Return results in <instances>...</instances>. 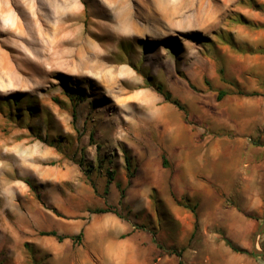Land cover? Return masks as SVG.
<instances>
[{
	"label": "rangeland",
	"instance_id": "374dc122",
	"mask_svg": "<svg viewBox=\"0 0 264 264\" xmlns=\"http://www.w3.org/2000/svg\"><path fill=\"white\" fill-rule=\"evenodd\" d=\"M198 1L192 22L162 17L177 0H0V264H193L201 217L245 228L264 0Z\"/></svg>",
	"mask_w": 264,
	"mask_h": 264
},
{
	"label": "crops",
	"instance_id": "0c3cea01",
	"mask_svg": "<svg viewBox=\"0 0 264 264\" xmlns=\"http://www.w3.org/2000/svg\"><path fill=\"white\" fill-rule=\"evenodd\" d=\"M249 152L248 159L251 157ZM258 165L264 167V160L258 161ZM256 161L248 160V165L254 167ZM245 182L247 181L248 187L245 185V214L252 215L255 217H261L264 213V196L261 190L254 191L250 190L249 183L255 182L259 183L264 181L263 176L257 173L255 176H251L245 173ZM250 181V182H249ZM217 211V206L215 205L213 209L209 210V214L212 215ZM245 215V228L238 230L237 235L230 237V241L235 242L237 247L245 250V252L233 251L225 242L224 239L219 238V236L208 227H214L217 224L212 219L200 218L198 220V225L201 227V235L199 242L193 247L195 253L193 264H264V258L261 256H253L249 251L250 237L257 225V219L254 217H248ZM202 216V215H201ZM242 223L238 222V225ZM212 232V233H211ZM234 244V243H233ZM235 245V244H234Z\"/></svg>",
	"mask_w": 264,
	"mask_h": 264
},
{
	"label": "trees",
	"instance_id": "16d2710c",
	"mask_svg": "<svg viewBox=\"0 0 264 264\" xmlns=\"http://www.w3.org/2000/svg\"><path fill=\"white\" fill-rule=\"evenodd\" d=\"M157 90L159 93H161L165 100L173 103L178 109L180 110H184L183 106L181 105V103L178 101V100H175V99H172L171 98V94L167 91H165L163 89L162 86H157ZM226 95V92L225 91H221L219 93V98H222L223 96ZM164 165H166V162L164 161L163 162ZM121 197H123V192L121 193ZM108 210H104V209H99L97 210L98 213H101V212H106ZM191 211L193 212L194 214V217H195V220H197V214H196V211L194 208H191ZM250 217H254V216H250ZM256 218V217H254ZM264 232V230H263ZM42 235H49V236H54L56 237L59 241H62L63 239L65 238H72V239H79L81 236H82V232H80L79 234L77 235H73V236H67V235H61V234H58L56 231H44V232H41ZM226 244L233 250V251H236V252H245V250L243 249H240L239 247H237L236 245H234L229 239L225 238L224 239ZM156 242V240H155ZM162 248V246H160ZM169 252H173V253H176L177 251L176 250H168ZM251 255H254L256 256L255 254H253L252 252H249ZM262 257H264V255H261Z\"/></svg>",
	"mask_w": 264,
	"mask_h": 264
},
{
	"label": "bare ground",
	"instance_id": "6f19581e",
	"mask_svg": "<svg viewBox=\"0 0 264 264\" xmlns=\"http://www.w3.org/2000/svg\"><path fill=\"white\" fill-rule=\"evenodd\" d=\"M204 9H206L204 7V3L199 2L198 0H179V1L177 0L175 6L169 7L167 11H165L161 15L165 19L167 16L173 14V16L175 17H185V18L187 17L191 19L192 22H195V21H200V17L199 18L197 17L201 15L200 13L203 12Z\"/></svg>",
	"mask_w": 264,
	"mask_h": 264
},
{
	"label": "water",
	"instance_id": "95a60500",
	"mask_svg": "<svg viewBox=\"0 0 264 264\" xmlns=\"http://www.w3.org/2000/svg\"><path fill=\"white\" fill-rule=\"evenodd\" d=\"M263 230H264V220L258 226V228H257V230L253 236V240H252V253L255 255H259V256L264 255V249L257 247L258 237L262 233Z\"/></svg>",
	"mask_w": 264,
	"mask_h": 264
}]
</instances>
